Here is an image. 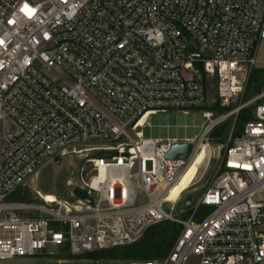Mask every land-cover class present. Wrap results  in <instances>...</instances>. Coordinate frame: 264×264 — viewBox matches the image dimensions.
Instances as JSON below:
<instances>
[{
  "label": "built area",
  "instance_id": "2783aa9c",
  "mask_svg": "<svg viewBox=\"0 0 264 264\" xmlns=\"http://www.w3.org/2000/svg\"><path fill=\"white\" fill-rule=\"evenodd\" d=\"M262 43L264 0H0V264H264ZM253 69L259 91L201 111L197 138L143 136L152 115L202 108L210 83L234 104ZM247 107L211 184L165 213L199 145ZM186 143L187 158L166 157ZM92 150L88 174L65 181L72 199L8 200L46 164ZM162 221L179 227L163 258L89 256Z\"/></svg>",
  "mask_w": 264,
  "mask_h": 264
},
{
  "label": "rangeland",
  "instance_id": "374dc122",
  "mask_svg": "<svg viewBox=\"0 0 264 264\" xmlns=\"http://www.w3.org/2000/svg\"><path fill=\"white\" fill-rule=\"evenodd\" d=\"M263 56L264 44L262 43L259 47V57L262 58ZM251 78L252 72L247 79L242 97H239V99L229 107H221L219 105V101L215 95V87L212 83H210L208 85V90L206 93V102L202 108L190 110L187 113L177 110H171L166 113H158L156 115H152L149 119L151 127L142 128L143 136L197 138L201 132V127L203 124L201 111L208 109L211 110L214 114H221L230 110L237 104L247 100L252 94L253 87L261 86L262 73L260 72L257 77L259 80L258 82L252 81ZM217 128L224 130V135L226 136L225 140H219L218 135L212 136L213 131ZM234 130L235 122L234 115H232L229 116L224 122L215 126L206 136V141H204V143L202 144L208 145L207 156L205 157L201 166L190 177L189 181L185 185L187 188V190L183 194L185 198L192 197V199L196 200L197 197L204 191V189H206L211 184L212 179L217 172L218 167L220 166L225 149L227 147L229 134ZM85 146L95 148L102 147V144L94 143L80 146L78 148H83ZM99 152L100 151L92 150L90 152H84L83 154L79 155H68L62 157L57 163L46 164L32 177V179L25 186L20 187L21 190L19 192V195L25 197L27 195L29 197L28 201L23 202L41 204L43 203L42 199H44L43 194H52L54 197L60 199H72L71 188L65 185V181L70 177H77L80 169H84L83 177H85L89 172L88 160L92 157H95ZM73 194L76 195L75 191H73ZM77 194L79 195L80 193ZM13 196L14 194L11 195V198L9 197L8 200H15L19 202V200L17 198H13ZM178 217H182V215H178ZM161 223L166 222L162 221L157 224Z\"/></svg>",
  "mask_w": 264,
  "mask_h": 264
},
{
  "label": "trees",
  "instance_id": "16d2710c",
  "mask_svg": "<svg viewBox=\"0 0 264 264\" xmlns=\"http://www.w3.org/2000/svg\"><path fill=\"white\" fill-rule=\"evenodd\" d=\"M252 81L258 82V75L261 72L260 69H253L252 71ZM260 87L254 86L252 89V93L259 91ZM251 118V108L247 107L241 109L236 116L235 119V130L232 132V136H237L240 134L243 125L246 121ZM218 130V131H216ZM213 131L212 136L218 135L219 140L223 141L226 139L224 135L223 129H216ZM205 147V154L204 157L198 162L196 165H193L194 173L203 163L205 157L208 153V145L202 144ZM193 173V174H194ZM184 186L181 185V189ZM180 189V191H181ZM20 188L15 190L11 195L14 194L13 198H17L20 202L28 201L29 197L20 196ZM10 195V198H11ZM15 201V200H14ZM166 223L155 224L146 229L143 235L134 243L114 247L107 250L98 251L95 253H91L89 256L94 258H102V259H122V260H129V259H152V258H163L169 252L174 239L176 238L179 227L178 225L170 222L165 221Z\"/></svg>",
  "mask_w": 264,
  "mask_h": 264
},
{
  "label": "bare ground",
  "instance_id": "6f19581e",
  "mask_svg": "<svg viewBox=\"0 0 264 264\" xmlns=\"http://www.w3.org/2000/svg\"><path fill=\"white\" fill-rule=\"evenodd\" d=\"M204 154H205V147L202 146V144H200L198 149L195 151L194 155L192 156L190 162L188 163L187 167L181 173V175L176 180V182L170 187L169 193L161 200L160 207L165 211V213L170 212L174 200L180 195V193H182V191H185L187 189L185 185L187 184L190 177L194 173V169L192 167L194 164L196 165L198 162L201 161V159L204 157ZM181 185L184 186L182 189H181ZM43 198H44L43 200L48 202H54L56 200V198L52 194H43Z\"/></svg>",
  "mask_w": 264,
  "mask_h": 264
},
{
  "label": "water",
  "instance_id": "95a60500",
  "mask_svg": "<svg viewBox=\"0 0 264 264\" xmlns=\"http://www.w3.org/2000/svg\"><path fill=\"white\" fill-rule=\"evenodd\" d=\"M192 145L189 143L186 144H175L171 147L166 157L169 159H177L180 155L187 158L191 152ZM190 198L187 199L186 205L190 204Z\"/></svg>",
  "mask_w": 264,
  "mask_h": 264
},
{
  "label": "snow or ice",
  "instance_id": "6c2138e0",
  "mask_svg": "<svg viewBox=\"0 0 264 264\" xmlns=\"http://www.w3.org/2000/svg\"><path fill=\"white\" fill-rule=\"evenodd\" d=\"M22 11H24L26 14H29L31 13V10L28 9L27 5H25L24 9H22Z\"/></svg>",
  "mask_w": 264,
  "mask_h": 264
},
{
  "label": "clouds",
  "instance_id": "9594fccd",
  "mask_svg": "<svg viewBox=\"0 0 264 264\" xmlns=\"http://www.w3.org/2000/svg\"><path fill=\"white\" fill-rule=\"evenodd\" d=\"M69 18H71V16Z\"/></svg>",
  "mask_w": 264,
  "mask_h": 264
}]
</instances>
